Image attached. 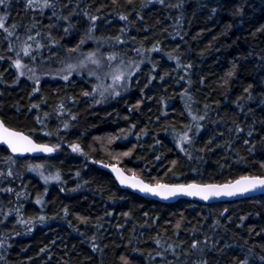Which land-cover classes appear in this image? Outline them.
I'll use <instances>...</instances> for the list:
<instances>
[{"label":"trees","instance_id":"16d2710c","mask_svg":"<svg viewBox=\"0 0 264 264\" xmlns=\"http://www.w3.org/2000/svg\"><path fill=\"white\" fill-rule=\"evenodd\" d=\"M47 2L0 5V118L58 146L0 144V264H264V193L162 202L104 165L150 183L264 175V0ZM108 45L135 68L107 99L85 73L31 79L14 64Z\"/></svg>","mask_w":264,"mask_h":264},{"label":"snow or ice","instance_id":"6c2138e0","mask_svg":"<svg viewBox=\"0 0 264 264\" xmlns=\"http://www.w3.org/2000/svg\"><path fill=\"white\" fill-rule=\"evenodd\" d=\"M6 0H0V5L5 4ZM163 2V0H161ZM29 6L35 3V0H28ZM45 7H48L47 0H44ZM122 19H126V17H121ZM4 19L0 18V29H4L5 32H8V35L11 36L12 32L8 31L4 26ZM95 20V17H92ZM29 39H34L33 37H29ZM30 47V46H29ZM25 55H28V49H24ZM109 59H115V57H109ZM16 67L20 68V61L17 60ZM93 63H98L97 61H93ZM67 77H65L66 79ZM123 77L121 75H116L113 77L114 80L119 81ZM87 95V93H85ZM203 119V117H201ZM67 126V125H65ZM184 139L187 141V137ZM0 142H3L11 148L13 153L17 152H32V151H44L51 152L52 148H49L47 145H36L28 139V137L23 136L18 132L11 131L7 127H4L3 122H0ZM78 146L73 147V151H78ZM183 150V149H182ZM124 155H128V153H124ZM107 167V165H105ZM113 171L117 172L118 178L122 184L128 183L131 187L139 188L142 192H149L153 195L161 196L164 199H167L170 196H175L177 194H184L189 196H200L204 200H208L211 196H235L237 194H244L250 191H253L257 188H264V178L261 177H248L243 176L240 179L236 180L234 183H228L224 185H197V184H188V185H167L157 183L155 187L145 184L143 181L137 179L135 176L128 178L124 177L120 171V169L113 166ZM10 174V173H9ZM59 178L58 176L56 177ZM47 180L48 178L45 177ZM11 191V189H9ZM40 219H43L41 217ZM193 247H196L193 244Z\"/></svg>","mask_w":264,"mask_h":264},{"label":"rangeland","instance_id":"374dc122","mask_svg":"<svg viewBox=\"0 0 264 264\" xmlns=\"http://www.w3.org/2000/svg\"><path fill=\"white\" fill-rule=\"evenodd\" d=\"M2 18V17H0ZM21 49L24 46L23 42H19ZM93 50L86 53L79 58L74 60H67L61 66L50 67L48 65L40 63L26 64L23 63L22 58H15L14 64L16 66V61L19 60L21 67L17 68L21 75H25L31 79H38L45 75L59 76L61 78L67 77L72 73H85L88 76L94 78V94H96L101 99H107L113 97L114 95L121 92L126 85L129 73L135 68L129 61H124L119 59L113 52L110 45L107 46L106 50H102L99 47L93 46ZM109 57H115V59H109ZM70 59V58H69ZM97 61L98 63H93ZM121 75L123 78L119 81L113 79L114 76ZM75 145H72L73 149ZM58 146H54L53 150H56ZM81 153V150L78 151ZM116 155V154H115ZM114 154H110L111 160H117L114 158ZM113 157V158H112ZM89 160L91 157L87 156ZM116 164L113 161H109L107 164ZM42 177H47L49 181H54L55 177L52 173H42Z\"/></svg>","mask_w":264,"mask_h":264},{"label":"water","instance_id":"95a60500","mask_svg":"<svg viewBox=\"0 0 264 264\" xmlns=\"http://www.w3.org/2000/svg\"><path fill=\"white\" fill-rule=\"evenodd\" d=\"M0 122H3L4 127H7L11 131L18 132V133L22 134L23 136L28 137V139H30L33 142V144H36V145H47L49 148H52V146H50L48 144H44V143L37 142L31 135L25 133L24 131H21V130H17V129L8 127L1 118H0ZM0 144H2L3 146H5L8 149L9 152H11L12 154L17 155V156H25V155H29V156H40V155H45V154H51V152H52V151L51 152L32 151V152H17V153H13L12 150H11V148H9L7 144H5L3 142H0ZM113 166L116 167V168H118V169H120V171H121V173H122V175L124 177L131 178V177L135 176L137 179L143 181L145 184H149V185H151L153 187H155L157 183H150V182L146 181L145 179H143L142 177H140L138 175L130 174L127 171H125L119 165H116V164H108L106 168L111 171V173L114 176V179L116 180V182L118 183V185L120 187H122L124 189H129V190H131L133 192H136L139 195H142L144 197L156 199V200H159V201H162V202H174V201H176V200H178L180 198H187V199L198 200V201L203 202V203H211V202H218V201H228V200H233V199H238V198H243V197H249V196H253V195L263 194L264 193V188H257V189H255L253 191H250V192H247V193H244V194H237L235 196H224V195H221V196H211V197H209L208 200H204L200 196H189V195H184L182 193L181 194H177L175 196H170L167 199H164L161 196L153 195L152 193H149V192H142V191L139 190V188L131 187L130 184H128V183L122 184L120 182V179L118 178L117 172L113 171ZM244 176L264 178V175H244ZM241 177H243V176H240V177H237V178H235V179H233L231 181H225V182L201 183V182L191 181V182H187V183H167V182H159V183H161V184H167V185H188V184H197V185H224V184H228L230 182L231 183H234L236 180L240 179Z\"/></svg>","mask_w":264,"mask_h":264},{"label":"bare ground","instance_id":"6f19581e","mask_svg":"<svg viewBox=\"0 0 264 264\" xmlns=\"http://www.w3.org/2000/svg\"><path fill=\"white\" fill-rule=\"evenodd\" d=\"M11 55V54H10ZM187 182H189V181H187Z\"/></svg>","mask_w":264,"mask_h":264}]
</instances>
